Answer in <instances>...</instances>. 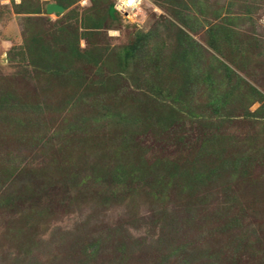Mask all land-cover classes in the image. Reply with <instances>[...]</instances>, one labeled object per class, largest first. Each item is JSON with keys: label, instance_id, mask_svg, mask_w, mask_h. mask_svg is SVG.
I'll return each instance as SVG.
<instances>
[{"label": "rangeland", "instance_id": "1", "mask_svg": "<svg viewBox=\"0 0 264 264\" xmlns=\"http://www.w3.org/2000/svg\"><path fill=\"white\" fill-rule=\"evenodd\" d=\"M121 2L0 0V264H264V0Z\"/></svg>", "mask_w": 264, "mask_h": 264}, {"label": "water", "instance_id": "2", "mask_svg": "<svg viewBox=\"0 0 264 264\" xmlns=\"http://www.w3.org/2000/svg\"><path fill=\"white\" fill-rule=\"evenodd\" d=\"M45 12L48 15H51V14H62L64 12V7H62L61 5L56 4V3H48L45 6Z\"/></svg>", "mask_w": 264, "mask_h": 264}, {"label": "built area", "instance_id": "3", "mask_svg": "<svg viewBox=\"0 0 264 264\" xmlns=\"http://www.w3.org/2000/svg\"><path fill=\"white\" fill-rule=\"evenodd\" d=\"M138 3V0H122L120 8L123 10L131 9L135 7Z\"/></svg>", "mask_w": 264, "mask_h": 264}, {"label": "trees", "instance_id": "4", "mask_svg": "<svg viewBox=\"0 0 264 264\" xmlns=\"http://www.w3.org/2000/svg\"><path fill=\"white\" fill-rule=\"evenodd\" d=\"M110 10H111V12H114V10L110 7ZM32 12H36V10H33ZM110 198V197H109ZM91 246H93V245H91ZM91 253V255H92V251L90 252Z\"/></svg>", "mask_w": 264, "mask_h": 264}]
</instances>
